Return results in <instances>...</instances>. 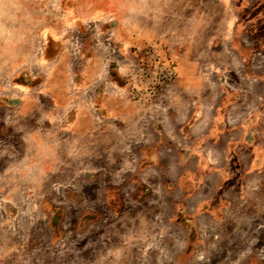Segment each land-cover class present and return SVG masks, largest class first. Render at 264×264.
I'll list each match as a JSON object with an SVG mask.
<instances>
[{"label": "crops", "instance_id": "crops-1", "mask_svg": "<svg viewBox=\"0 0 264 264\" xmlns=\"http://www.w3.org/2000/svg\"><path fill=\"white\" fill-rule=\"evenodd\" d=\"M81 2L72 8L76 25L94 33L82 42V62L105 61L106 27L120 30L118 16L130 15L128 28L148 33L159 14L161 42L178 49L161 102L143 108L157 113L149 134L115 153L120 166L112 180L99 181L106 214L95 222L99 249H123L146 264H255L260 253L250 240L260 239V229L254 233L238 209L264 165V0L167 1L160 12L154 0H134L128 11L122 0ZM3 112L15 127L11 110ZM17 118L18 141L36 143V110L21 107Z\"/></svg>", "mask_w": 264, "mask_h": 264}, {"label": "rangeland", "instance_id": "rangeland-1", "mask_svg": "<svg viewBox=\"0 0 264 264\" xmlns=\"http://www.w3.org/2000/svg\"><path fill=\"white\" fill-rule=\"evenodd\" d=\"M167 1L178 7L190 0H154L155 11ZM81 3L0 0V264L147 263L123 249H99L95 222L106 215L99 181L112 180L120 166L115 153L149 134L157 113L143 108L161 102L157 94L177 72L178 49L161 42L159 14L148 33L130 30V15L116 16L122 25L106 27V48L99 52L105 61L82 62V42L94 33L76 25L72 8ZM131 3L122 0L123 10ZM21 107L36 110V143L18 141ZM262 168L251 176L247 205L238 209L254 233L260 229V239L250 240L260 253L255 264H264Z\"/></svg>", "mask_w": 264, "mask_h": 264}]
</instances>
